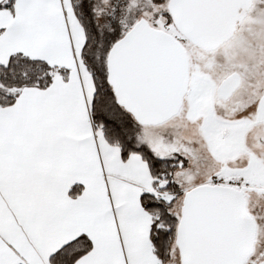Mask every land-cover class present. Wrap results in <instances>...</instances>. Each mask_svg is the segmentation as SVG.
<instances>
[{"label":"snow or ice","instance_id":"6c2138e0","mask_svg":"<svg viewBox=\"0 0 264 264\" xmlns=\"http://www.w3.org/2000/svg\"><path fill=\"white\" fill-rule=\"evenodd\" d=\"M0 264H264V0H0Z\"/></svg>","mask_w":264,"mask_h":264}]
</instances>
